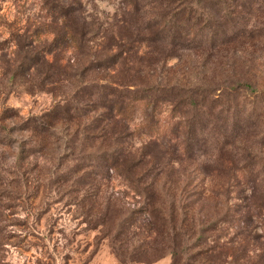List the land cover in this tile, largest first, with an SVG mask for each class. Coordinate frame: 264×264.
I'll list each match as a JSON object with an SVG mask.
<instances>
[{
    "label": "rangeland",
    "instance_id": "374dc122",
    "mask_svg": "<svg viewBox=\"0 0 264 264\" xmlns=\"http://www.w3.org/2000/svg\"><path fill=\"white\" fill-rule=\"evenodd\" d=\"M126 7L124 0H0V124L10 132L8 141L0 142V264H170L168 254L151 262H121L100 227L84 217L88 205L95 212L97 204L77 203L80 187L87 189L79 183L93 177L91 186H99L101 194H119L120 204L141 209L144 199L122 177L111 169L97 170L92 161L93 154L120 149L130 159L148 163L144 174L161 172L154 183L177 187L183 192L182 205L201 204L207 197L241 210V225L259 236L248 250L264 242L258 210L252 204L249 215L243 208L253 183L243 172L264 170V107L246 114L240 108L243 94L234 95L229 110V103L208 107V115L194 117L207 119L208 130L189 137L186 143L192 149L185 152L178 143L182 137L171 140L166 135L155 144L159 137L141 129L138 111L120 119L99 98L84 93L103 82L130 83L136 60L143 67L142 82H224L236 75L264 88V0H245L244 7L230 10L235 26L226 27L223 42L214 50H183L163 61L158 44L148 53L145 45L133 50L125 43L121 50L128 49L127 55L119 57L125 63L112 66L117 46L102 51L108 42L96 27L122 24L126 14L120 8ZM64 100L79 108L54 117L53 133L43 148L18 130V118L1 121L5 108L25 116L52 110ZM219 107L229 111L227 121L217 113ZM180 110L194 116L189 107ZM225 122L226 133L216 136L214 131ZM72 134L79 140L89 135L85 144L74 146L68 140ZM161 152L169 165L149 168Z\"/></svg>",
    "mask_w": 264,
    "mask_h": 264
},
{
    "label": "trees",
    "instance_id": "16d2710c",
    "mask_svg": "<svg viewBox=\"0 0 264 264\" xmlns=\"http://www.w3.org/2000/svg\"><path fill=\"white\" fill-rule=\"evenodd\" d=\"M124 4L127 7L120 8L126 14L122 24L114 22L99 28V23L96 27L103 31L100 37L108 42L102 51L111 45L117 46L112 66L125 63V58L119 60L120 56L127 55L128 49L121 50L125 43L133 50L145 45L148 53L152 52V45L158 44L163 61L172 55H181L183 50H214L217 44L223 42L220 38L225 35L226 27L235 26L234 19L229 16L230 10L244 7L245 0H124ZM95 20L93 22L96 23ZM139 68L143 67L136 60L134 78L128 84L103 82L87 87L92 89L84 93L99 98L103 108L120 119L129 118L138 111L141 129L159 137L155 144L166 135L171 140L182 137L179 145H182L185 152H190L192 148H189L186 140L208 130L207 119L197 118L194 121V117H200L202 113L208 115V107L214 109L216 105L229 103L228 110L234 108L235 94L245 95L240 108L246 114L252 113L259 106L264 107V88L253 86L250 80L241 76L229 75L224 82L219 80L192 84L186 81L160 82L157 78L147 83L139 80V74H142ZM225 89L226 93L223 91ZM210 95L212 99H209ZM69 102L64 100L52 110L25 116L5 108L1 121L18 118V130L28 132L31 141L35 142L33 144L43 148L46 137L53 133L54 117L68 115V110L76 111L79 108ZM206 102H209L207 109L202 112ZM210 102L213 104L210 105ZM169 104L174 108H169ZM183 107H189L194 116L189 117V112L180 110ZM217 113L224 114L223 118L227 121L229 111L225 112L219 107ZM225 125L227 122L217 127L214 131L216 136L226 133ZM6 130L0 124V142L8 141L10 132ZM88 135L79 140L77 135L72 134L68 140L74 146L78 141L85 144ZM143 149L142 146L140 150ZM92 161L97 170L104 168L108 172L111 169L114 174H118L135 195L144 199L141 209L125 206L120 204L123 199L119 194L104 195L99 192V186L92 187L93 177H85V181L79 183L86 185L87 189L80 187L82 195L78 205L84 206V201L88 200L89 204L95 203L98 206L94 212L91 205H88L84 212L86 221L100 227L99 230L104 233L121 262H151L168 254L171 257L170 264H264V242L257 249L248 250L252 239L259 236H252L251 231L241 225L243 212L238 208L232 209L227 201L224 207L218 200L211 202L206 197L201 204L195 205L191 201L182 205L180 196L183 192H178L177 187L165 188L162 183L155 184L154 179L159 178L161 172L144 174L143 167H147L148 163L140 157L130 159L121 149L93 154ZM169 163V158L161 152L149 168L164 169ZM62 175L71 180V176L66 173ZM243 175L253 179L252 185L249 184L250 200L243 207L245 213L250 215L253 204L258 210L260 224L264 226V170L248 169ZM247 218L250 220V217ZM230 227L232 231L229 232Z\"/></svg>",
    "mask_w": 264,
    "mask_h": 264
}]
</instances>
